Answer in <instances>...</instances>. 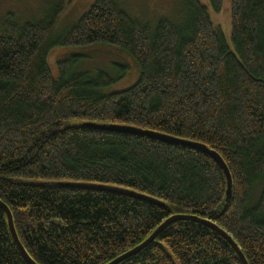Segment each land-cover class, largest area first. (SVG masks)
<instances>
[{
  "label": "trees",
  "instance_id": "obj_1",
  "mask_svg": "<svg viewBox=\"0 0 264 264\" xmlns=\"http://www.w3.org/2000/svg\"><path fill=\"white\" fill-rule=\"evenodd\" d=\"M207 1L222 11L224 0ZM71 2L50 0L38 22L0 21V200L27 253L37 264H106L169 216L188 214L228 232L248 264H264V0H231L232 48L200 0H181L180 20L161 18L154 27L114 0H95L50 40ZM97 44L135 59L137 81L105 92L118 79L114 68L78 71V56L59 60L53 76L50 49ZM87 124L205 145L228 168L229 200L224 173L206 153ZM60 182L129 189L165 207ZM0 264H27L1 209ZM118 264L241 263L213 230L180 220Z\"/></svg>",
  "mask_w": 264,
  "mask_h": 264
},
{
  "label": "rangeland",
  "instance_id": "obj_2",
  "mask_svg": "<svg viewBox=\"0 0 264 264\" xmlns=\"http://www.w3.org/2000/svg\"><path fill=\"white\" fill-rule=\"evenodd\" d=\"M95 0H72L54 24L50 40L59 37L67 28L81 17ZM209 12V15L224 35L227 44L231 45L230 9L231 0H224L222 11L215 13L207 0H200ZM116 6L126 12L132 19L154 27L159 19L167 18L178 22L182 16L181 0H114ZM50 7V0H0V21L12 15V19L20 25L27 22H38L43 19ZM78 56L74 65L78 71H88L95 74L98 70H110L109 74L118 77L116 81L105 88V92L119 91L134 84L140 73L139 65L129 54L116 48L104 45L88 47H63L56 46L48 54V66L51 73L58 77V61ZM117 65L123 66L120 68ZM260 191L256 188L252 197L255 198Z\"/></svg>",
  "mask_w": 264,
  "mask_h": 264
},
{
  "label": "water",
  "instance_id": "obj_3",
  "mask_svg": "<svg viewBox=\"0 0 264 264\" xmlns=\"http://www.w3.org/2000/svg\"><path fill=\"white\" fill-rule=\"evenodd\" d=\"M89 126H93L99 129H104L108 131H118V132H125V133H131L135 135H140V136H147L152 139H156L162 142L170 143V144H175V145H182L186 146L188 148L200 150L201 152L206 153L209 155L221 168V170L224 173L225 179H226V196H225V201L227 202L231 196L232 192V182H231V177L230 173L228 171V168L222 158L213 150H210L207 148L205 145L188 141V140H183L179 139L173 136L153 132V131H148V130H142L134 127H128V126H121V125H105V124H87ZM58 186L62 187H70V188H79V189H90V190H99V191H109V192H115L123 195H127L133 198L141 199L148 201L150 203L165 207V204L150 197L145 194L138 193L133 190L129 189H124V188H118L114 186H109V185H101V184H92V183H82V182H60L57 183ZM0 209L3 211L6 217V222H7V227L9 234L11 236V239L16 246L17 250L25 260L27 264H37L27 253L23 245L21 244L18 235L16 233L15 227H14V222H13V217L10 209L8 206L0 200ZM190 221V222H195L200 225L207 226L211 230H213L216 234L224 238L234 249L236 252L240 263L241 264H248L246 261V258L244 257L240 247L236 243V241L232 238V236L226 232L224 229H222L220 226H218L216 223L200 218L197 216L193 215H188V214H173L166 218L164 221H162L155 229L154 231L140 244L137 246L131 248L130 250L120 254L119 256L115 257L112 259L110 262L106 264H118L122 260L126 259L129 256L135 255L141 250H143L146 246H148L151 242L155 240V238L164 230L166 229L169 225L175 223L176 221Z\"/></svg>",
  "mask_w": 264,
  "mask_h": 264
}]
</instances>
